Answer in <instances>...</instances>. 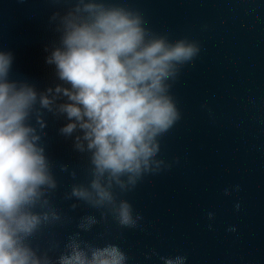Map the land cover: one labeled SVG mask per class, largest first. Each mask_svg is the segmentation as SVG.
Returning <instances> with one entry per match:
<instances>
[{"label":"water","instance_id":"water-1","mask_svg":"<svg viewBox=\"0 0 264 264\" xmlns=\"http://www.w3.org/2000/svg\"><path fill=\"white\" fill-rule=\"evenodd\" d=\"M103 2L137 10L151 34L199 51L166 81L178 118L156 137L149 168L134 183L127 175L123 187L112 182L116 202L132 207L134 226H122L111 206L71 194L74 186L90 188L94 165L82 130L60 131L69 120L59 105L68 100L55 89L70 85L46 62L60 46L63 17L80 0H0L9 79L52 100L49 110L38 99L28 121L56 182L35 209L50 219L28 238L31 247L49 264L70 251L71 239L82 248L116 244L126 264H164L161 257L178 255L184 264H264V0ZM88 216L96 223L79 227Z\"/></svg>","mask_w":264,"mask_h":264},{"label":"clouds","instance_id":"clouds-1","mask_svg":"<svg viewBox=\"0 0 264 264\" xmlns=\"http://www.w3.org/2000/svg\"><path fill=\"white\" fill-rule=\"evenodd\" d=\"M60 46L46 58L58 78L70 87L57 86L68 102L59 105L69 123L60 131L71 135L79 127L91 151L94 165L90 188H72V195L95 207L109 205L122 226H134L132 207L118 203L112 182H130L147 170L158 151L156 137L168 130L178 112L167 94L166 81L178 64L199 51L186 40L170 42L153 35L134 9L106 4L103 0H80L75 12L62 20ZM12 55L0 51V264H49L37 256L28 242L48 222V212L35 211L44 187L56 182L49 170L36 129L28 122L39 99L51 110L52 100L27 83L9 79ZM51 91V89H49ZM41 123V127H43ZM76 147L83 150L76 138ZM105 177L107 181L105 182ZM51 219H59L53 212ZM81 228L96 223L88 216ZM70 251L58 264H126L125 252L116 244L87 246L71 239ZM164 264H184L185 257H161Z\"/></svg>","mask_w":264,"mask_h":264}]
</instances>
